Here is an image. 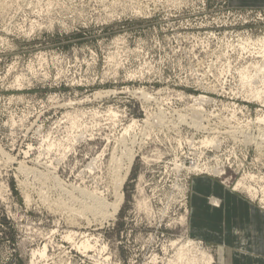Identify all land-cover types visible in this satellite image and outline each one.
Here are the masks:
<instances>
[{
	"label": "rangeland",
	"instance_id": "rangeland-1",
	"mask_svg": "<svg viewBox=\"0 0 264 264\" xmlns=\"http://www.w3.org/2000/svg\"><path fill=\"white\" fill-rule=\"evenodd\" d=\"M263 64L264 0H0V264H264Z\"/></svg>",
	"mask_w": 264,
	"mask_h": 264
},
{
	"label": "bare ground",
	"instance_id": "bare-ground-1",
	"mask_svg": "<svg viewBox=\"0 0 264 264\" xmlns=\"http://www.w3.org/2000/svg\"><path fill=\"white\" fill-rule=\"evenodd\" d=\"M264 65V64H263ZM260 66V65H259ZM262 66V65H261ZM261 66H260V68H261ZM264 67V66H263ZM262 69V68H261ZM264 69V68H263ZM134 160H135V156L134 155H132V154H130V156L128 157V164H127V169H126V172H125V174L122 176V179H116V189H115V195L117 194V196H118V201L116 202V204H114V209L116 210V211H118V209L120 208V206L122 205V203L124 202V199H125V195L124 194H122V192H120L121 191V189H122V186L124 185V183H125V178L127 177V175L129 174V172L131 171V169H132V165H133V163H134ZM196 168H198L197 166H196ZM196 168H193L194 170L196 169ZM200 169V168H199ZM204 170V169H203ZM212 171H214V170H212ZM215 172L216 173H218V174H221L223 171H221V172H219L218 170H215ZM244 185V187H245V184H243ZM239 181L238 182H236L232 187H231V190H233V191H237V190H240V187L241 186H243ZM248 189H250L249 191L252 193V195H255V192L254 191H251V187L249 186V187H247ZM92 197V196H91ZM95 197H93V199H94ZM89 199H91V198H89ZM92 200V199H91ZM95 201H96V199H94ZM215 202H217L218 203V199H216V198H214L213 199ZM98 203V205H97V207L98 208H103V203L100 201V202H98V201H96V204ZM216 203V204H217ZM93 204V203H92ZM93 205H95V204H93ZM106 206V205H105ZM91 208H93L92 206H90ZM95 207V206H94ZM96 207V208H97ZM95 208V209H96ZM97 208V209H98ZM92 210V209H91ZM94 210V209H93ZM85 243V242H84ZM83 243V244H84ZM82 245V244H81ZM84 246H86L85 244H84ZM89 246V245H88ZM86 248V247H85ZM228 252H229V254H228V258L227 259H225V258H223V255H222V258H221V263L222 264H231V251L230 250H228ZM181 253V252H180ZM187 253V252H186ZM185 253V254H186ZM184 254V252H182L181 254H180V259H182V258H184V256L183 255H185ZM193 254V253H192ZM183 256V257H182ZM202 256V255H201ZM204 256V255H203ZM201 259V258H200ZM220 259V258H219ZM185 260H187V258L185 259ZM188 262V261H187ZM190 262V261H189ZM197 264V263H196Z\"/></svg>",
	"mask_w": 264,
	"mask_h": 264
},
{
	"label": "crops",
	"instance_id": "crops-1",
	"mask_svg": "<svg viewBox=\"0 0 264 264\" xmlns=\"http://www.w3.org/2000/svg\"><path fill=\"white\" fill-rule=\"evenodd\" d=\"M199 181V182H198ZM195 182L194 186V191H193V203H192V211H193V216H202V214H206L208 207L207 202L203 199L204 192L211 189V186L214 184V179L208 180V179H200ZM215 185V184H214ZM203 192V193H202ZM194 218L191 220L192 225L195 226ZM198 224V223H197ZM195 228V227H194ZM206 228V227H204ZM211 229V227H210ZM204 233L202 232V235H206L205 229Z\"/></svg>",
	"mask_w": 264,
	"mask_h": 264
},
{
	"label": "built area",
	"instance_id": "built-area-1",
	"mask_svg": "<svg viewBox=\"0 0 264 264\" xmlns=\"http://www.w3.org/2000/svg\"><path fill=\"white\" fill-rule=\"evenodd\" d=\"M220 169H222V168H220ZM207 171V170H206ZM212 171V170H211Z\"/></svg>",
	"mask_w": 264,
	"mask_h": 264
}]
</instances>
